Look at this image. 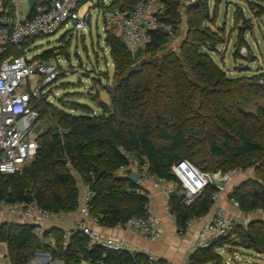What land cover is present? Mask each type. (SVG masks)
Here are the masks:
<instances>
[{
    "label": "trees",
    "instance_id": "16d2710c",
    "mask_svg": "<svg viewBox=\"0 0 264 264\" xmlns=\"http://www.w3.org/2000/svg\"><path fill=\"white\" fill-rule=\"evenodd\" d=\"M139 1L113 0L109 8L113 4L130 11ZM161 1L164 11L159 21L163 26L151 32L145 48L131 54L115 34L105 37L115 68L114 85L107 90L109 104L98 94L94 96L101 112L62 100V108L45 99L35 103L33 107L49 125L38 135L39 146L32 161L18 173L0 174V198L34 200L50 212L70 213L78 204V175L95 193L90 212L98 217L99 225L111 227L130 217L144 216L147 194L116 172L127 161L121 150H136L133 155L148 163L150 174L166 179L171 178L170 165L181 159L206 172L254 166L255 176L235 184L230 196L239 202L243 213L264 209V107L249 111L242 106L264 96L263 74L228 77L212 60L207 50L221 38L206 25L210 22L208 0H194L187 6V32L179 54L163 51L168 29L175 30L180 14L179 0ZM257 2L264 0L248 1ZM9 6L5 2L8 12ZM239 12L234 10L235 18ZM246 22L243 26L248 28ZM39 37L23 41L20 48L10 46L6 54L23 55L24 48ZM61 41L59 47L36 56L46 58L57 52L68 58V39L62 37ZM158 52L161 56H156ZM215 191L214 185H207L190 205H184L178 195L168 198L181 233L192 217L208 212ZM44 233L54 238V246L40 245L32 224L0 223V242H6L13 264H26L41 250L62 264H147L142 254L90 248L79 232L71 235L66 246L60 229L48 228ZM234 234L243 248L264 254V220H252L245 228L236 226ZM229 240L196 250L188 264H221L215 251Z\"/></svg>",
    "mask_w": 264,
    "mask_h": 264
},
{
    "label": "built area",
    "instance_id": "2783aa9c",
    "mask_svg": "<svg viewBox=\"0 0 264 264\" xmlns=\"http://www.w3.org/2000/svg\"><path fill=\"white\" fill-rule=\"evenodd\" d=\"M5 2L10 5L9 12L5 9ZM84 3L104 11L106 22L131 54L145 48L151 40V32L163 26L159 21L164 11L161 0H140L130 11L115 7L108 11L106 8H109L110 2L107 0H49L46 5H35L29 16L20 13L17 0H0V174L18 173L35 157L39 146L37 138L41 130V115L33 106L41 99L52 103L50 84L62 74V62L66 61L57 52L46 58L26 55L31 45L24 48L23 55L14 56L6 52L10 46L20 48L23 41L52 34L69 23L73 25V30L88 31V14L79 15V9ZM239 55L245 58L247 50L241 47ZM262 74L260 81L264 84V71ZM121 151L127 161L118 169L126 175L131 172L140 174L139 180L150 181L153 187L161 189L168 198L172 191L178 196L183 193L184 205L193 203L207 185L216 187L208 212L189 220H203V225L197 232L195 251L209 248L222 239H234L239 242L234 234L236 226L245 228L252 220H264L263 208H253L244 214L240 211L239 202L230 196L233 186L227 188L229 181L240 173L242 168L225 172H206L187 159H181L170 165L171 178L166 179L152 176L146 161H140L129 151ZM77 185L79 199L76 212L81 217L70 228H61L58 222V218L64 213L50 212L38 206L34 200L7 201L0 198V223L32 224L33 234L40 245L54 246V238L46 236L44 232L48 228H59L63 246L67 245L72 234L79 232L87 238L90 248L98 246L111 251L126 250L121 239L104 236L97 231L98 217L90 212V201L95 193L88 185L82 183L80 178ZM225 201L231 205V211L223 205ZM144 209L146 215L119 221L115 227L140 235L146 241L156 240L159 232L155 227L149 201L144 205ZM165 209L171 220L176 222V216L172 214L169 203H166ZM178 233L181 232L178 230ZM129 252L133 255V252ZM34 256L46 264L51 258L43 250L35 252ZM146 260L147 264L156 262V258L150 254H146ZM61 263L55 261V264ZM0 264H13L4 241L0 242ZM131 264L143 263L133 261Z\"/></svg>",
    "mask_w": 264,
    "mask_h": 264
},
{
    "label": "rangeland",
    "instance_id": "374dc122",
    "mask_svg": "<svg viewBox=\"0 0 264 264\" xmlns=\"http://www.w3.org/2000/svg\"><path fill=\"white\" fill-rule=\"evenodd\" d=\"M193 1L179 0L180 23L174 31L166 27L169 38L163 51H174L179 54V47L187 32L188 14L186 9ZM248 1L250 0H208L210 22H206V25L212 31L220 34L221 42L215 44L214 47H210L212 50H207V53L225 71L228 77L252 76L253 74H261L264 71V3L257 2L255 5L249 4ZM114 7L117 8L116 5L112 4L110 8L113 9ZM110 8H108V11ZM236 8L241 11L238 18L233 15ZM87 10L91 15L89 32L80 29L73 30V25L69 23L52 34L36 39L26 55L36 56L43 51L57 48L62 43L61 38H67L69 56L67 58L62 55L66 59L65 62H62V74L50 84L52 103L62 108L60 103V100H62L67 103L82 105L95 113H99L101 112L99 104L94 96L98 94L99 99L105 100L109 96L107 90L112 89L114 85L115 66L110 57L105 37L107 34L115 33L107 22L103 23L102 15L89 3H84L80 7L79 15H85ZM244 22H246L248 28L243 26ZM238 35L240 38H238ZM241 47L247 50L245 58H241L239 55ZM161 54L162 52H158L156 56H161ZM252 56L253 60L250 61ZM244 65L248 66L247 70L242 69ZM86 75L88 76L86 77ZM242 106L249 111H255L258 106L264 107V96L256 97L250 102L243 103ZM64 108L73 114L79 113L74 109ZM44 121L41 118L40 133L49 125V121ZM129 152L136 154V150ZM116 172L125 177L129 175H126L120 169ZM252 176H255L254 166L242 169L240 173L231 178L227 188L237 184V179H240V182ZM76 179L78 181V175ZM215 252L221 264H264V254L247 250L242 247L240 241L234 239H230L228 243ZM56 260L50 258L47 264H55ZM30 261L39 263L35 256ZM42 262L44 263V261Z\"/></svg>",
    "mask_w": 264,
    "mask_h": 264
},
{
    "label": "crops",
    "instance_id": "0c3cea01",
    "mask_svg": "<svg viewBox=\"0 0 264 264\" xmlns=\"http://www.w3.org/2000/svg\"><path fill=\"white\" fill-rule=\"evenodd\" d=\"M111 1L108 0L110 3ZM48 2L49 0H17L20 13L26 16L31 15L35 5H46ZM94 8L102 15L103 23L106 22L104 11L97 7ZM106 10L108 9L106 8ZM86 13L88 14L87 28L89 32L91 28V15L88 10ZM101 101L109 104V96ZM237 180L239 182L240 179ZM137 184L139 185L140 192L147 194L152 206L155 227L159 232L158 238L154 241H146L140 235L131 234L115 226L108 227L99 225L97 231L101 235L121 239L127 251L142 254L145 258L146 254L153 255L156 258L155 264L160 261L162 264H188L191 255L195 252L197 232L201 229L203 220L189 221L185 230L182 233H178L177 223L171 220L165 209V205L168 203V197H166L163 191L153 187L150 181L139 180ZM223 204L229 211L232 210L231 205L227 201L223 202ZM80 217L75 209L73 212L63 214L58 218V222L61 228H70ZM38 261V264H46L40 260ZM33 264L37 263L34 262Z\"/></svg>",
    "mask_w": 264,
    "mask_h": 264
},
{
    "label": "water",
    "instance_id": "95a60500",
    "mask_svg": "<svg viewBox=\"0 0 264 264\" xmlns=\"http://www.w3.org/2000/svg\"><path fill=\"white\" fill-rule=\"evenodd\" d=\"M253 60V56L250 58V61H252ZM247 68H248V66L247 65H244V66H242V69L243 70H247ZM241 70V69H240ZM88 75H86V77H87ZM127 179H129V180H131L132 182H134V183H137L138 182V180L140 179V174H138V173H136V172H131L127 177H126ZM175 195V192L174 191H172V192H170L169 193V197H172V196H174ZM179 196L180 197H183V193H180L179 194ZM31 262L29 261L27 264H30Z\"/></svg>",
    "mask_w": 264,
    "mask_h": 264
}]
</instances>
